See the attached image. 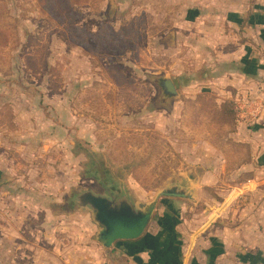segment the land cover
I'll use <instances>...</instances> for the list:
<instances>
[{
	"label": "rangeland",
	"instance_id": "374dc122",
	"mask_svg": "<svg viewBox=\"0 0 264 264\" xmlns=\"http://www.w3.org/2000/svg\"><path fill=\"white\" fill-rule=\"evenodd\" d=\"M242 4L0 0V264H114L90 212L69 201L84 188L146 202L206 171L221 183L207 200L227 195L237 88L201 65L209 46L194 32L223 27ZM164 76L179 97H162ZM194 203L161 198L148 229L166 215L192 219L203 208Z\"/></svg>",
	"mask_w": 264,
	"mask_h": 264
},
{
	"label": "crops",
	"instance_id": "0c3cea01",
	"mask_svg": "<svg viewBox=\"0 0 264 264\" xmlns=\"http://www.w3.org/2000/svg\"><path fill=\"white\" fill-rule=\"evenodd\" d=\"M209 30L204 38L199 31L194 32L202 46H209L204 50L205 59L200 57L201 65L209 62L213 79L226 80L237 88L235 95L231 88L230 96L234 98L238 132L228 146L227 157L224 155L237 183L218 202L214 196L207 200L203 190L218 189L221 183L215 173L202 172L193 182L190 180L194 189L191 201L203 205L201 212L190 220L182 213L173 227L180 247H169L164 257L145 247L147 235L158 236L163 230L155 222L153 229L147 227L137 239L118 240L110 248L100 244L112 253L114 264H177L178 255L179 264H264V2L243 0L242 5L229 10L223 27L212 24ZM251 99L254 102L246 111L244 102ZM256 105L258 114L246 116ZM236 148H242L240 160L231 162ZM38 204L35 201L30 205ZM111 261L104 258V264Z\"/></svg>",
	"mask_w": 264,
	"mask_h": 264
},
{
	"label": "water",
	"instance_id": "95a60500",
	"mask_svg": "<svg viewBox=\"0 0 264 264\" xmlns=\"http://www.w3.org/2000/svg\"><path fill=\"white\" fill-rule=\"evenodd\" d=\"M159 84L164 99L179 97L172 77L164 76ZM119 189L121 190L110 191L105 186V193H98L91 188H84L69 198L74 209L90 212L92 221L98 227L94 240L105 248L112 247L118 240L141 237L161 198L194 200V189L186 178L167 184L146 202L134 199L121 187Z\"/></svg>",
	"mask_w": 264,
	"mask_h": 264
},
{
	"label": "trees",
	"instance_id": "16d2710c",
	"mask_svg": "<svg viewBox=\"0 0 264 264\" xmlns=\"http://www.w3.org/2000/svg\"><path fill=\"white\" fill-rule=\"evenodd\" d=\"M0 33L3 34L1 30ZM173 219L174 217L167 215L162 218H158V224L163 228V230L158 234V236L147 235L145 247L149 249L153 248L154 252L159 251V254L162 255V257H164L163 252H169V247H180L181 243L177 240L176 232L173 228L176 220ZM180 258V255H178L177 264L180 263Z\"/></svg>",
	"mask_w": 264,
	"mask_h": 264
},
{
	"label": "built area",
	"instance_id": "2783aa9c",
	"mask_svg": "<svg viewBox=\"0 0 264 264\" xmlns=\"http://www.w3.org/2000/svg\"><path fill=\"white\" fill-rule=\"evenodd\" d=\"M253 102H254L253 99L245 101L244 105H243V108L247 111L248 110L247 108L252 106ZM258 112H259V106L256 105V107L252 108L251 111H249V113L246 114V116L249 115L251 117H255L258 114Z\"/></svg>",
	"mask_w": 264,
	"mask_h": 264
}]
</instances>
